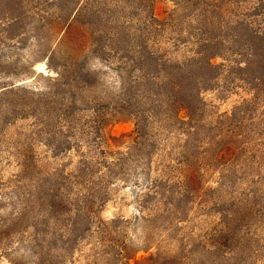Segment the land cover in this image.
I'll return each instance as SVG.
<instances>
[{
  "label": "rangeland",
  "instance_id": "rangeland-1",
  "mask_svg": "<svg viewBox=\"0 0 264 264\" xmlns=\"http://www.w3.org/2000/svg\"><path fill=\"white\" fill-rule=\"evenodd\" d=\"M71 21L96 79L74 99L46 66ZM248 30H264L258 0H0V264H264ZM203 41L218 54L200 75ZM144 54L211 80L193 121L165 125L162 108L136 135ZM130 84L133 118L99 129Z\"/></svg>",
  "mask_w": 264,
  "mask_h": 264
},
{
  "label": "trees",
  "instance_id": "trees-1",
  "mask_svg": "<svg viewBox=\"0 0 264 264\" xmlns=\"http://www.w3.org/2000/svg\"><path fill=\"white\" fill-rule=\"evenodd\" d=\"M143 1V0H141ZM259 11L264 15V0H258ZM16 21L10 24H15ZM75 21H71L67 24L65 31L58 40L56 47L58 50L55 52L48 53L46 59L47 69L52 71L56 75L55 84L59 87L58 89L72 90L73 99L75 97L76 90L89 89L95 85L96 79H92L93 71L86 68V62L88 58V45H91L90 36H86L81 33H74ZM247 38L248 43L245 46L247 51V62L243 67H239L240 71H244L246 75H255L252 77L251 82L256 85V96L264 94V30L253 33L248 30ZM200 50L197 53L199 63L202 66L197 71L201 72L200 75L205 73H211L216 68L211 65V60L217 56L218 53H212L214 51V44L212 41H203L200 44ZM55 50V49H54ZM54 53V55H53ZM144 65H147L150 70L142 74V78L138 81L139 88L147 87L146 92H142L137 100L141 101L142 104L146 105L149 109L147 116L139 117L135 122V133L141 135L145 130L152 129L154 126V118L157 114V110L166 109L167 113H164V124L175 125L184 123V119L193 121L196 116L199 105H200V92L207 90V86L211 80L207 77H200L194 75V73L187 72L190 69L187 65H179L177 63L164 62L162 65L159 64L158 59L151 54H144L139 58V61ZM192 60L190 63H193ZM153 71L152 73H150ZM141 86V87H140ZM133 88V85H127L124 90L126 95L122 102H125L123 107L116 108L118 111L106 117H101L96 121V126L99 129H103L107 126L108 119H114L116 116H127L132 117L129 108L132 107L134 97L131 96L129 90ZM132 92V91H131ZM140 98V99H138ZM73 103H75L73 101ZM74 105V104H73ZM115 109V110H116ZM128 110V111H125ZM131 110V109H130ZM157 111V112H156ZM155 112V113H154ZM108 118V119H107ZM152 118L153 122L150 124L148 129L144 125L146 120ZM114 122V121H112ZM163 122V121H162ZM190 123V122H189Z\"/></svg>",
  "mask_w": 264,
  "mask_h": 264
}]
</instances>
